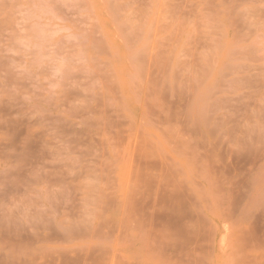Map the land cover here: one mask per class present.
Masks as SVG:
<instances>
[{"label":"rangeland","instance_id":"374dc122","mask_svg":"<svg viewBox=\"0 0 264 264\" xmlns=\"http://www.w3.org/2000/svg\"><path fill=\"white\" fill-rule=\"evenodd\" d=\"M0 264H264V0H0Z\"/></svg>","mask_w":264,"mask_h":264}]
</instances>
